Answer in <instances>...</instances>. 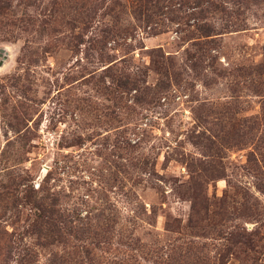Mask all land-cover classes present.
<instances>
[{"label":"rangeland","instance_id":"obj_1","mask_svg":"<svg viewBox=\"0 0 264 264\" xmlns=\"http://www.w3.org/2000/svg\"><path fill=\"white\" fill-rule=\"evenodd\" d=\"M0 264H264V0H0Z\"/></svg>","mask_w":264,"mask_h":264}]
</instances>
